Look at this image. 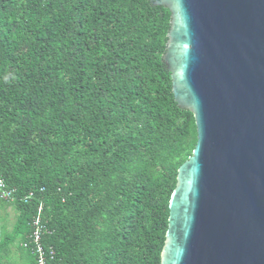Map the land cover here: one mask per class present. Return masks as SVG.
<instances>
[{"label": "trees", "instance_id": "trees-1", "mask_svg": "<svg viewBox=\"0 0 264 264\" xmlns=\"http://www.w3.org/2000/svg\"><path fill=\"white\" fill-rule=\"evenodd\" d=\"M170 20L151 0H0V175L18 197L0 264L13 246L36 264L41 205L47 264H161L197 141L163 59Z\"/></svg>", "mask_w": 264, "mask_h": 264}, {"label": "water", "instance_id": "water-1", "mask_svg": "<svg viewBox=\"0 0 264 264\" xmlns=\"http://www.w3.org/2000/svg\"><path fill=\"white\" fill-rule=\"evenodd\" d=\"M197 141L179 166L161 264H264V0H151Z\"/></svg>", "mask_w": 264, "mask_h": 264}, {"label": "built area", "instance_id": "built-area-1", "mask_svg": "<svg viewBox=\"0 0 264 264\" xmlns=\"http://www.w3.org/2000/svg\"><path fill=\"white\" fill-rule=\"evenodd\" d=\"M15 189L11 188L4 177L0 175V200L6 201H15L18 197L15 195ZM33 192L27 195L24 199L27 200L31 198ZM23 199V198H22ZM23 199V200H24ZM42 210V205L40 206L39 213L33 218L32 221V232L28 235L26 241L23 242V245L30 250L36 256V264H47L48 252L43 245V235L47 230L46 223L43 220L40 212ZM54 250H50V256L54 255Z\"/></svg>", "mask_w": 264, "mask_h": 264}, {"label": "rangeland", "instance_id": "rangeland-1", "mask_svg": "<svg viewBox=\"0 0 264 264\" xmlns=\"http://www.w3.org/2000/svg\"><path fill=\"white\" fill-rule=\"evenodd\" d=\"M8 202L9 201L6 200H0V228H2V231L6 230L9 232L13 229L14 223L17 218V211L14 206L9 205ZM13 251H15V253H12L11 257L13 260H15V264L27 263V257L25 255H20L16 249V246H13Z\"/></svg>", "mask_w": 264, "mask_h": 264}]
</instances>
